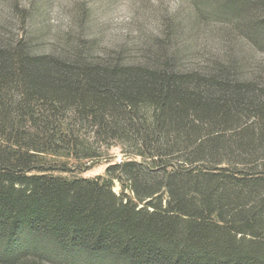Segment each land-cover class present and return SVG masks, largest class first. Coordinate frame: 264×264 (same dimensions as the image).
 Wrapping results in <instances>:
<instances>
[{
  "label": "trees",
  "instance_id": "trees-1",
  "mask_svg": "<svg viewBox=\"0 0 264 264\" xmlns=\"http://www.w3.org/2000/svg\"><path fill=\"white\" fill-rule=\"evenodd\" d=\"M227 2L264 50V0ZM84 129L130 157L56 174L96 156ZM0 264H264V64L184 70L0 36Z\"/></svg>",
  "mask_w": 264,
  "mask_h": 264
},
{
  "label": "rangeland",
  "instance_id": "rangeland-1",
  "mask_svg": "<svg viewBox=\"0 0 264 264\" xmlns=\"http://www.w3.org/2000/svg\"><path fill=\"white\" fill-rule=\"evenodd\" d=\"M242 9L227 0H0V36L22 39L34 53L184 70L239 60L252 71L264 64V50ZM83 131L96 156L57 158L71 171L56 174L93 178L130 157L122 144H102ZM113 189L122 193L118 180Z\"/></svg>",
  "mask_w": 264,
  "mask_h": 264
}]
</instances>
